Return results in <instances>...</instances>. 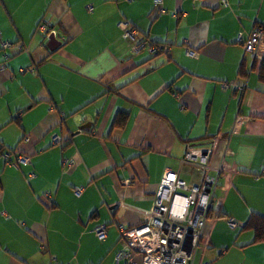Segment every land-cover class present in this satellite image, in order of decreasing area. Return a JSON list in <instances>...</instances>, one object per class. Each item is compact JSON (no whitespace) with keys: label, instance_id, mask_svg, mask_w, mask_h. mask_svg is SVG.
<instances>
[{"label":"crops","instance_id":"crops-1","mask_svg":"<svg viewBox=\"0 0 264 264\" xmlns=\"http://www.w3.org/2000/svg\"><path fill=\"white\" fill-rule=\"evenodd\" d=\"M163 7L159 14L155 0H0V144L32 162L16 167L0 155V264H125L117 260L119 225L145 219L164 167L151 154L177 162L187 144L230 134L239 115L244 145L258 156L241 154L243 170L203 260L264 264L256 230L232 229L226 219L264 216V77L242 44L264 23V0ZM42 20L61 27L63 43L51 55ZM121 21L169 45L170 58L136 54ZM3 40L14 45L5 51ZM200 175L187 168L182 177ZM101 224L109 226L105 240Z\"/></svg>","mask_w":264,"mask_h":264},{"label":"built area","instance_id":"built-area-1","mask_svg":"<svg viewBox=\"0 0 264 264\" xmlns=\"http://www.w3.org/2000/svg\"><path fill=\"white\" fill-rule=\"evenodd\" d=\"M155 5L159 7V14L165 12L163 0H155ZM120 24L126 30V37H136L137 31L128 29L127 22ZM41 29L48 34L52 32L46 24H42ZM1 45L5 50L13 46L6 40ZM244 46L259 61L264 58V23L252 30ZM135 50H138L137 46ZM189 54L194 56L196 51L189 50ZM245 120V116L239 115L230 134L213 137L206 145L191 146L177 162L162 153L151 154L154 162L164 166L153 206L144 211L145 219L139 224L120 225L122 243L118 261L123 260L125 264H206L203 256L211 228L221 218L224 197L235 174L243 170L241 154L247 151L250 162L258 156L256 149L244 145ZM59 140L60 137L55 135L54 141ZM217 154L215 165L213 159ZM0 155L16 167L30 162V157L25 154H19L16 159H10L7 153ZM66 163L72 166L74 160L67 159ZM187 168L192 172L199 169L200 177L196 181L183 178L182 173ZM220 185L223 193L219 196ZM82 190L80 187L75 191L80 194ZM228 224L231 227L240 225L233 217H228ZM96 233L100 239H105L107 227L99 225Z\"/></svg>","mask_w":264,"mask_h":264},{"label":"trees","instance_id":"trees-1","mask_svg":"<svg viewBox=\"0 0 264 264\" xmlns=\"http://www.w3.org/2000/svg\"><path fill=\"white\" fill-rule=\"evenodd\" d=\"M157 7V6H156ZM42 24H46L47 26H48V29L50 28V29H52V31H55L56 32V34L58 35H60L61 36V33H62V31H61V27L59 26V23L58 22H54V23H50V22H48V21H46V20H42V21H40V23H39V29L41 30L40 32L42 33V41L44 42L45 40H47L48 39V33L46 32V31H43L42 29H41V25ZM129 25V24H128ZM128 29H134L133 27L132 28H130V26H128ZM135 31H137L136 29H134ZM123 31H124V38L125 39H129L130 41L132 40V42L134 43L133 45L134 46H137L138 47V50H135V47H134V52L136 53V54H139V53H141V52H144V51H149L150 53H152V54H154V55H159V54H161V55H164V56H166L167 58H170V54H171V48H170V46L169 45H167V44H165V43H161V42H157V41H155V40H153V39H151V38H149V36L148 35H143L142 33H141V31H140V35H139V33H138V31H137V35H136V37L134 38V39H132V38H130V37H126L125 36V33H126V30L125 29H123ZM246 40V39H245ZM7 41V40H6ZM11 42V41H10ZM244 43H245V41L244 40H242V44H243V46H244ZM12 44H13V42H12ZM14 45V44H13ZM22 48H25V46L23 45L22 46ZM244 48H245V46H244ZM166 49H167V51H166ZM6 50H8V49H6ZM5 50V51H6ZM194 51V50H193ZM53 53V51L52 50H49V54L51 55ZM8 57V56H7ZM257 63H261V68H260V74H259V76L260 77H264V58L260 61V62H258V59L257 58H255V64H257ZM21 71H24L25 69L24 68H21L20 69ZM241 75L243 76L244 74H242L241 73ZM232 85L231 83H228L227 85ZM127 114L128 113H126V112H121L120 113V117H121V119H117V123H121V125H124V123H125V120H126V116H127ZM119 117V118H120ZM194 145H197V144H187V146H186V148H185V150H184V152H183V154L182 155H180V157H183L184 155H185V153L187 152V150L191 147V146H194ZM0 153H7V154H9V156H10V159H16V157L19 155V154H22V153H20V152H17V151H14V150H6V149H4V147L0 144ZM31 157V156H30ZM179 157V158H180ZM28 163H32L31 162V158H30V162H28ZM28 163H26V164H28ZM22 164H20L19 165V167L21 166ZM182 174H184V173H182ZM34 177V172H30V173H28V175H27V179L28 180H30V178H33ZM232 184H233V181H232ZM231 184V185H232ZM231 187V186H230ZM230 187H229V189H230ZM158 189V188H157ZM156 192H157V190H156ZM156 192H155V194H154V197H155V195H156ZM223 217V209L221 210V218ZM228 217H232V216H228ZM228 217H226V219H227V223H228ZM220 218V219H221ZM233 218H235V217H233ZM236 219V218H235ZM219 220V219H218ZM238 220V219H237ZM239 221V220H238ZM239 224L240 225H238V226H236V227H231V226H229L230 228H232V229H235V228H237V227H243L244 229H247V228H253V229H255L256 230V236H255V241H259V240H264V216L261 214V213H259V212H253L252 214H251V216L249 217V219H248V221L247 222H245L244 224L243 223H241L240 221H239ZM102 225V224H101ZM103 225H105L106 227H107V230H108V228H109V226H108V224H103ZM121 225V224H120ZM120 225H119V229H120ZM122 225H124V224H122ZM137 225V224H136ZM229 225V224H228ZM125 226H127V225H125ZM129 226H134V225H129ZM211 230H212V228H211ZM121 231V230H120ZM108 236V235H107ZM210 236H211V233H210ZM107 238V237H106ZM105 238V239H106ZM105 239H101V240H105ZM209 240H210V237H209ZM120 242L122 243V236H121V238H120ZM209 246V242H208V244H207V247Z\"/></svg>","mask_w":264,"mask_h":264},{"label":"water","instance_id":"water-1","mask_svg":"<svg viewBox=\"0 0 264 264\" xmlns=\"http://www.w3.org/2000/svg\"><path fill=\"white\" fill-rule=\"evenodd\" d=\"M62 41L58 38L57 34L55 31H52L49 35H48V39H47V47L50 50H56L59 46L62 45Z\"/></svg>","mask_w":264,"mask_h":264}]
</instances>
